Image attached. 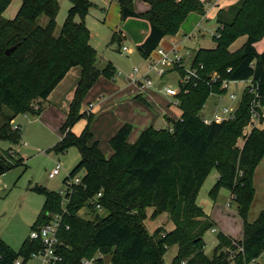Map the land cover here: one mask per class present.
I'll use <instances>...</instances> for the list:
<instances>
[{"label":"trees","instance_id":"16d2710c","mask_svg":"<svg viewBox=\"0 0 264 264\" xmlns=\"http://www.w3.org/2000/svg\"><path fill=\"white\" fill-rule=\"evenodd\" d=\"M12 0H0V110L2 115L0 139L12 144L20 141V128L11 123L20 114L36 115L40 104L74 67L80 69V78L69 104L62 139L54 146L57 153L74 147L79 162L63 181L64 184L82 172L81 184L73 186L66 205L64 223L59 238L64 244L60 264H78L96 252L106 256L109 264H164L168 248L176 246L177 253L170 264H264V211L253 223L246 221L254 196L252 174L264 155V128H252L241 147L238 138L248 126L251 97L244 91L233 119L220 124L204 125L200 112L212 93L220 90L222 80L252 79L264 95V49L258 54L254 44L264 36V0H240L227 11L228 21H221L222 10L216 14L221 25L215 37V47L198 49L192 66L202 65L200 79L180 86L176 97L181 119L171 122L167 129L149 127L134 143H128L132 127L124 124L109 139L112 155L106 158L98 141H92L90 124L92 114L81 113V104L99 77L112 80L116 70L111 63L99 69L97 53L89 44V30L84 25L92 3L88 0H68L71 4L66 19L55 35L58 0H21L12 20L2 13ZM149 9L138 14L133 10L134 0H118L121 21L143 18L149 23V34L137 46L143 59L157 49L166 36H175L190 13L205 15V4L200 0H144ZM45 17V25L39 20ZM75 18L79 22H75ZM245 37L243 46L230 51V46ZM121 42L113 32L111 43ZM14 47L6 55L5 51ZM182 78L184 72L174 69ZM219 76L217 83H209V74ZM38 101L39 109H32ZM40 103V104H39ZM264 104V101H263ZM86 124L79 135L71 130L80 119ZM264 120H261L262 123ZM23 164L9 153L0 154V175ZM211 169L217 172L210 197L215 200L221 187L229 190L237 205V214L243 221V240L234 242L219 233L217 245L208 258L204 254L203 235L212 228L211 221L197 205L198 192ZM43 196L42 211L33 226L46 221V213L59 211L61 198L54 191L35 187ZM98 193L105 217H100L94 205L87 201ZM95 214L92 220L77 213L83 207ZM151 218L161 214L173 224L169 232L158 228L151 235L144 222L146 210ZM203 219V220H202ZM240 249H242L240 251ZM35 251V242L24 240L17 252L0 239V254L7 262L19 255ZM231 254V255H230ZM233 256V257H232ZM260 259L261 261H256Z\"/></svg>","mask_w":264,"mask_h":264},{"label":"rangeland","instance_id":"374dc122","mask_svg":"<svg viewBox=\"0 0 264 264\" xmlns=\"http://www.w3.org/2000/svg\"><path fill=\"white\" fill-rule=\"evenodd\" d=\"M88 1L92 5L84 19V25L91 35L90 45L97 53L96 65L101 69L107 62H110L115 67V81L111 82V84L115 87L118 95L110 96L108 92L110 87L107 84L104 85L101 83L98 86L96 85L95 89L89 93L85 102L82 104V109L87 108L85 114H90L88 113V105L91 104H88L87 100L93 98V94L96 93L98 88H102L104 89L102 94L105 97L103 99L101 98L100 101L98 98L96 100L95 97V100L92 102L94 112L97 111V105L101 103L104 111L116 119L115 124L120 122L122 115L132 112V114L138 113L137 118H140L141 115L144 118L145 116H155L157 119L152 124L155 129L170 128V121L180 120L181 110L175 105L174 97L164 96L163 89L170 86L176 91L179 90L178 81L180 76L178 72L173 71L174 69H167L165 75L160 78L154 71H150L148 76L153 82V88L143 87L144 89H140L138 85L141 86L142 83H134L135 80L143 82L141 77L146 72L148 61L140 56L136 43L144 34L145 27H149V23L141 17H131L121 21L118 12V0ZM239 1L237 0L236 3ZM17 2L11 1L3 12V16L7 20H12L16 16L20 8H15ZM58 2L59 11L55 20V35L59 33L66 19L67 11L71 6L68 0H58ZM204 4H207V2H204ZM110 5H112L111 9L108 8ZM222 7H226V5L223 3L216 5L218 10ZM147 8L144 0H135L133 3V10L138 14L145 13ZM227 10H222V22L228 21L231 17V13ZM45 22V17L39 20L41 25H45ZM75 22H79V19L75 18ZM208 22L205 18L200 21L197 14L190 13L179 29L180 37L172 38L173 36H166L160 45L161 48L168 51L171 49L172 41L177 43V54L183 59L181 62L184 64V67L181 64L182 67H179V69L183 72L191 64L198 49H212L215 47V37L221 25L217 23L207 27ZM116 28L125 35V39H122L119 44L116 42L111 43V37L113 32L116 31ZM183 35L186 37H183ZM245 40V37L238 38L230 46V51L235 52L239 50L245 43ZM255 46V51L260 54L261 49L264 48V36L255 43ZM121 47H126L127 51L120 50ZM133 68L139 69V73L135 74ZM209 75L213 76V72ZM73 81L74 79L71 76H67L63 81L64 83L62 82L63 85L58 89L63 90L59 97L60 102L57 99V103H53L52 105L45 104L44 102L39 103L41 110L36 115L27 113L20 114L14 118L11 127L19 126L20 128L21 137L18 144H12L0 139V154L9 152L15 160L19 158L23 159V164L0 175V239L15 252L19 250L24 240L27 239L31 227L42 211L43 196L33 189L39 187L54 192L64 191L66 186L63 181L70 175V172L79 162V153L76 148L69 147L61 153H57L53 149L63 137L62 126L64 125L67 113V107L64 105L65 95L62 96V94H66L73 84ZM244 86V82H238L236 85L230 84L226 94H210L202 107L200 116L209 118L217 107L220 109L223 106L232 108L238 106ZM122 91H124L123 95L121 94ZM144 92L154 94V100L149 98L150 100L147 99V102H144L134 99L133 94L139 95L144 94ZM232 92L237 96L235 101L229 99V94ZM219 97H221L220 100H218ZM133 101L136 103L131 105ZM37 105L38 101H34L32 109H39ZM161 109L166 111L167 116L170 117L168 127H166V122L160 115ZM6 113H8L6 109L0 110V124L2 115ZM85 124L86 120L80 119L73 126L72 132L75 135H79ZM258 127L264 128V121ZM93 128L96 130V139L99 140L104 155L110 157L112 152L108 144L106 132L102 133L103 130L98 127V123ZM243 131L248 133L250 128L247 126ZM133 136L134 134L130 136V141L133 140ZM242 142V137L238 138L236 146L241 147ZM57 166L60 168V174L53 179H49L48 173ZM82 174V172L77 173L78 176ZM216 179L217 172L211 169L196 199L197 205L203 209L204 213L208 216V220L212 223V228L203 235L204 254L208 258L212 256L214 248L217 245L216 237L219 233L231 238L234 242L243 240V221L237 214V205L231 200L229 190L221 187L216 194L215 200H212L210 197V190L215 185ZM252 186L254 196L250 202L246 217L248 223H253L258 214L264 211V155L252 174ZM97 213L100 217L107 215L106 212L101 210ZM151 213L152 209L149 208L146 210L147 217L144 222L149 235L158 228L161 229V232H169L173 229V224L167 215L161 214L155 219H152ZM77 214L86 220H92L95 216V214L90 213L84 207ZM176 253V246L168 248L163 256L164 264H170L176 256ZM256 261L261 260L255 259ZM106 264H109L108 260Z\"/></svg>","mask_w":264,"mask_h":264},{"label":"built area","instance_id":"2783aa9c","mask_svg":"<svg viewBox=\"0 0 264 264\" xmlns=\"http://www.w3.org/2000/svg\"><path fill=\"white\" fill-rule=\"evenodd\" d=\"M176 48L177 44L174 43H172L171 49L168 51H165L163 48L158 47L154 51L156 57L150 55L147 59L148 63L146 66V72L141 77V79H143V82L135 80L134 83L137 84V82H141L142 84H140L142 87L153 88V82L148 76L150 71H154L158 77L162 78L167 72V69L173 70L182 67L181 61L183 59L177 54ZM121 50L126 51V47H122ZM202 69V65L193 67L191 62V64L184 69V76L182 78H179V90L176 91L168 86L163 89L164 94L170 97H174V103L176 105V97L180 91V86L188 84L191 80L200 79V71ZM133 72L135 74H138L139 69L133 68ZM218 80L219 77L216 73H213V76L209 75V83H217ZM240 82L245 83V86L243 87L241 92V97L244 91H246L251 97L250 119L248 123V127L251 130L252 128L258 126L261 120H264V95L260 92L258 85L255 84L252 79ZM237 83L238 81H221L220 89L227 91L230 84L236 85ZM220 98L221 97H219L218 100H220ZM236 98L237 96L234 92L229 94V99L231 101H235ZM237 107L238 106H236L235 108L223 106L220 109L219 107H217L212 112L209 118L200 116V119L204 125H210L212 123L220 124L222 122L233 119ZM12 128L15 129L17 128V126ZM246 134L247 133L243 131L242 135L246 136ZM59 174L60 168L59 166H57L48 173V178L53 179ZM80 184L81 177L78 175H75L73 178L69 179L65 184V190L57 192V194L61 198L59 211L55 213H46V221L36 224L33 228H31L27 238L29 242H35V251L31 252L27 256L19 255L10 262H7L6 259L0 254V264H60L63 260L61 250L64 248V244L60 240L59 234L62 229H68L67 225H65L64 223V218L67 214L66 205L69 202L68 196L72 193L73 186H78ZM100 196L101 193H98L95 197L88 200L86 205H94L97 212L100 210L102 211L100 204L96 203L97 198H99ZM86 205L84 208H87ZM241 250L242 249H240V251ZM106 262V256L101 252H97L90 258H82L78 264H106ZM181 264H185V262L183 261Z\"/></svg>","mask_w":264,"mask_h":264},{"label":"crops","instance_id":"0c3cea01","mask_svg":"<svg viewBox=\"0 0 264 264\" xmlns=\"http://www.w3.org/2000/svg\"><path fill=\"white\" fill-rule=\"evenodd\" d=\"M12 1H18L17 2V4L15 5V8L16 7H20V5H21V0H12ZM201 2H207V4H205V15L204 16H200V15H198L197 14V16H198V19L200 18V21L202 20V19H207L208 21H210V20H212L213 18H215L216 17V14H217V12L220 10V9H222V10H227L230 6H232L233 4H235L236 3V1L237 0H200ZM134 2H135V0H134ZM133 2V3H134ZM11 3V2H10ZM224 4V5H226V7H222V8H220L219 10L216 8V5H221V4ZM147 4V3H146ZM111 6L112 5H110L108 8L109 9H111ZM147 10L149 9V6H148V4H147ZM215 7V8H214ZM115 9H116V7H115ZM146 10V11H147ZM5 11V10H4ZM109 11V10H108ZM145 11V12H146ZM118 12H119V8H118ZM196 14V13H195ZM2 16H3V13H2ZM4 17V16H3ZM5 19H7L6 17H4ZM217 18V17H216ZM8 20H11V19H8ZM114 32H117L118 34H119V36H120V39L122 40V39H125V35H124V33L122 32V31H119L118 30V28H116V31H114ZM89 34H90V32H89ZM149 34V27L147 28V26L145 27V30H144V34L142 35V37H141V39H139V41L136 43V45H140L144 40H145V38L147 37V35ZM175 37H177V38H179L180 37V33L178 32L175 36H173L172 38H175ZM183 37H186L185 35H183ZM182 37V38H183ZM90 38H91V35H90ZM90 38H89V44H90ZM165 38V37H164ZM164 38L161 40V42H160V44H159V46L158 47H160V45L162 44V42H163V40H164ZM171 43H174V44H177V43H175L174 41H172ZM157 47V48H158ZM256 46H255V44H254V48H255ZM122 48V47H121ZM121 48H120V50H121ZM264 49V48H263ZM263 49H261V51L260 52H262L263 51ZM95 50V49H94ZM156 50V49H155ZM126 51H127V49H126ZM138 51V50H137ZM139 53V52H138ZM150 55H152V56H154V57H156V55H155V53H154V51L150 54ZM141 56V55H140ZM148 59V58H147ZM147 59H145V60H147ZM107 63H110V62H107ZM112 65V64H111ZM113 66V65H112ZM182 66L184 67V64H182ZM114 67V66H113ZM114 69H115V67H114ZM116 70V69H115ZM67 76H71V78L72 79H74V81H73V84L71 85V87L69 88V90L66 92V94L64 93V94H62V96H64L65 95V103H64V105H66V107H67V112H68V108H69V104H70V102H71V100H72V98H73V94H74V91H75V88H76V86H77V84H78V81H79V78H80V69L78 68V67H74V68H71L68 72H67V74L65 75V77L59 82V84L54 88V90L50 93V95L47 97V99L45 100V101H43L45 104H48V105H52L53 103H57V99H59V97L61 96V93H62V91L63 90H58L59 89V87L60 86H62L63 85V81H64V79L67 77ZM101 79H104V80H101ZM108 81V82H106V81ZM100 81H102V82H100ZM115 81V79L113 78L112 80H107V79H105V78H103V77H99L98 79H97V81L95 82V84L92 86V88L88 91V93L86 94V96H85V98H84V100H83V102H82V104L85 102V100H86V98H87V96L89 95V93H91L94 89H95V87H96V85L98 86V85H100L101 83L102 84H107L109 87H110V90L108 91L109 93H110V96H112V95H118V93H116V89H115V87L113 86V84H111V82H114ZM63 82V83H62ZM141 83V82H140ZM138 88H143L142 86H139L138 85ZM144 89V88H143ZM103 90L104 89H102V88H98V90L96 91V93H94L93 94V98H91V99H89V100H87V102H88V104H91V105H88V110H89V112L88 113H90V114H92V122H91V126H90V132H91V134H92V141H91V143L92 142H94V141H98V145H99V149L101 150V152L103 153V151H102V149H101V147H100V142H99V140H97L96 139V130L93 128L94 127V125L96 124V123H98V127H100L102 130H103V132L102 133H104V132H106V136H108V141H109V139L119 130V128L120 127H122L124 124H129V125H131V127H132V131H131V134L129 135V137H128V143H134L135 141H136V139L138 138V136L140 135V133L142 132V131H144L145 129H147V128H149V127H153L152 126V124L156 121V117L155 116H145V118L141 115L140 116V118H137V114L138 113H133L132 114V112L130 113H127V114H124V115H122L121 117H120V122L119 123H117V124H115V118L114 117H112V116H110L107 112H105L104 111V108L102 107V105H101V103L99 104V105H97L98 107H97V111H93V104H92V102L95 100V97H96V100H97V98H98V100L100 101V99L102 98H104L105 97V95H103L102 94V92H103ZM138 92H140V91H138ZM148 92V91H147ZM147 92H144V94H139V95H134L133 93V96H134V99H137V100H139V101H144V102H147V99L148 100H150L149 98H151L152 100H154V97H153V95L154 94H152V93H147ZM116 93V94H115ZM123 93H124V91H122L121 92V94L123 95ZM99 94H101V95H99ZM136 94V93H135ZM164 96H166V97H170V96H167V95H165L164 94ZM129 98H130V96H129ZM42 102V103H43ZM59 102H60V99H59ZM136 102L135 101H133L132 102V104L131 105H134ZM82 104H81V113H83V112H85V110H87V108L86 109H82ZM177 106V105H176ZM178 107V106H177ZM124 110H125V108H124ZM215 110V109H214ZM181 112V111H180ZM167 112L166 111H164L163 109H161V116H162V119L166 122V127H168V122H169V119H170V117H168L167 116V114H166ZM67 114V113H66ZM181 115H182V112H181ZM84 119V118H83ZM82 119V120H83ZM181 119V118H180ZM84 120H86V119H84ZM140 121H142V122H140ZM133 122H135V123H133ZM138 122H140V123H138ZM139 127V128H138ZM154 128V127H153ZM155 129V128H154ZM72 131V130H71ZM132 134H134V136H133V140L132 141H130L129 139H130V136H132ZM111 152H112V150H111ZM103 155H104V153H103ZM111 155H112V153H111ZM110 155V156H111ZM105 156V155H104ZM106 157V156H105ZM106 158H109V157H106Z\"/></svg>","mask_w":264,"mask_h":264},{"label":"water","instance_id":"95a60500","mask_svg":"<svg viewBox=\"0 0 264 264\" xmlns=\"http://www.w3.org/2000/svg\"><path fill=\"white\" fill-rule=\"evenodd\" d=\"M213 24H217V18H216V17L213 18L212 20H210V21L208 22L207 27H210V26H212ZM13 49H14V47H11V48L7 49V50L5 51V54H6V55H9V54L13 51ZM242 138L244 139L245 136H243Z\"/></svg>","mask_w":264,"mask_h":264}]
</instances>
